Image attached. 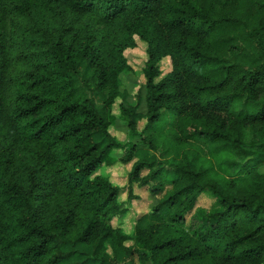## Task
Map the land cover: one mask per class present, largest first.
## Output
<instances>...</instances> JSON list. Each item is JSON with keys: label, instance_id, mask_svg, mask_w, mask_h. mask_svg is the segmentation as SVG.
Segmentation results:
<instances>
[{"label": "trees", "instance_id": "trees-1", "mask_svg": "<svg viewBox=\"0 0 264 264\" xmlns=\"http://www.w3.org/2000/svg\"><path fill=\"white\" fill-rule=\"evenodd\" d=\"M119 161L158 198L131 232ZM0 264H264V0H0Z\"/></svg>", "mask_w": 264, "mask_h": 264}, {"label": "rangeland", "instance_id": "rangeland-1", "mask_svg": "<svg viewBox=\"0 0 264 264\" xmlns=\"http://www.w3.org/2000/svg\"><path fill=\"white\" fill-rule=\"evenodd\" d=\"M126 56L129 59L130 64L132 65L134 71L129 73H123L121 75L122 79V90L126 91L127 97L124 101L119 98L115 105V112L120 113V104L135 103L137 101V96L139 94L144 95L145 93V75L143 73V68L146 64L147 54H146V44L141 42L138 39V46L136 48L127 49L125 52ZM163 69L167 72L170 69L169 59L163 61ZM144 109V105L141 110ZM144 123L140 124V129L144 127ZM114 134L121 140L127 141L129 138L128 135V126L122 118H119L116 125L113 128ZM137 140V139H136ZM124 153L123 150L116 151L113 155L115 157H121ZM143 156L146 157H159L160 153L153 150H145L142 152ZM131 164H124L122 162H117L111 166H103L99 172L106 173L110 178L119 186L123 188V193L121 195V200L126 202L128 211L116 217L113 220L114 226H121L126 231L131 232L134 229L135 222L137 218L152 209V207L158 202V198L151 195L148 187L141 186L139 183H133V198L128 197V189L130 185V170ZM217 198L211 193L203 194L199 197L194 208L187 214V222L189 223L193 215L196 214V211L200 208L204 209L208 214V217H211L213 212L217 207Z\"/></svg>", "mask_w": 264, "mask_h": 264}]
</instances>
